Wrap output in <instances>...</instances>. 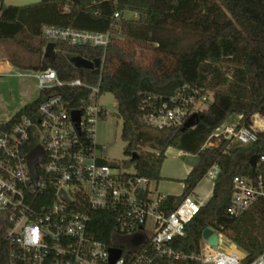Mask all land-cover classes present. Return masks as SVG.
I'll list each match as a JSON object with an SVG mask.
<instances>
[{
    "label": "built area",
    "instance_id": "built-area-1",
    "mask_svg": "<svg viewBox=\"0 0 264 264\" xmlns=\"http://www.w3.org/2000/svg\"><path fill=\"white\" fill-rule=\"evenodd\" d=\"M115 3L120 0H109ZM119 14L113 15L117 20ZM49 43L103 50L98 83L62 81L52 69L23 74L12 68L1 72L37 81L40 94L48 95L30 114L13 116L0 124V219L7 229L0 242L3 264H264V252L252 261L230 237L209 228L212 234L190 249L188 228L204 204L194 192L175 210L167 212L157 183L106 161L97 141V128L109 113L100 104L102 68L111 43V32L92 33L45 26ZM77 90V92H76ZM53 92H56L52 95ZM214 99L211 91L184 85L167 99L154 98L141 107V124L156 130H183ZM79 115V120L74 119ZM237 117L208 138L203 149L223 154L256 144L264 134V116L255 113L249 123ZM37 148L43 159L30 169L29 156ZM254 177L233 180L227 214L239 218L254 204L264 217V154L259 155ZM255 169V170H256ZM220 168L212 166L206 179L215 181ZM96 212L113 217L109 242L96 239L92 222ZM218 244L212 245V236ZM121 255L113 263L111 251ZM2 264V263H0Z\"/></svg>",
    "mask_w": 264,
    "mask_h": 264
},
{
    "label": "trees",
    "instance_id": "trees-1",
    "mask_svg": "<svg viewBox=\"0 0 264 264\" xmlns=\"http://www.w3.org/2000/svg\"><path fill=\"white\" fill-rule=\"evenodd\" d=\"M119 14L117 20L113 15ZM128 15H132L129 17ZM136 16V17H135ZM45 26L92 33L111 32V43L102 68V93L117 100L124 123V150L138 176L157 184L169 148L193 156L197 162L179 197L167 196L163 208L175 210L202 182L208 170L217 165L213 196L188 228L185 244L195 248L206 229L227 234L252 261L264 252V217L260 204L251 206L239 218L227 214L233 193V180L258 174L250 165L255 155L264 154V134L256 144L223 154L218 149H203L211 134L231 116H242L249 123L255 113L264 116V0H41L27 6L4 5L0 0V42L17 41L24 34L40 38L38 47H29L40 65L11 64L25 71L55 70L64 82L81 80L97 84L99 71H80L73 57L93 61L103 50L92 47L55 44L56 56L44 58L48 42L42 36ZM148 50L156 56L143 66L138 52L118 39ZM169 60L170 66L165 60ZM184 85L211 91L214 99L200 113L198 125L187 131L156 130L140 122L141 107L154 98L167 99ZM77 92V90H76ZM56 93L53 92L52 95ZM51 93L26 106L17 116L30 114ZM4 129L0 125V131ZM149 149L150 152H145ZM135 156L134 159L132 157ZM120 167L116 163L102 162ZM0 219V242L7 225ZM113 217L96 212L92 231L97 240L109 242ZM5 257L1 251L0 263Z\"/></svg>",
    "mask_w": 264,
    "mask_h": 264
},
{
    "label": "rangeland",
    "instance_id": "rangeland-1",
    "mask_svg": "<svg viewBox=\"0 0 264 264\" xmlns=\"http://www.w3.org/2000/svg\"><path fill=\"white\" fill-rule=\"evenodd\" d=\"M41 0H8L6 7L9 4L16 6L19 4L21 6L28 4H37ZM5 4V2H4ZM132 17V15H128ZM136 17V16H135ZM125 47L130 48L138 52V60L143 66H149L153 63L155 54L147 49L141 50L137 48L136 45H130L123 37H118ZM40 38H33L27 34H24L18 38L17 41H7L0 42V66L8 65L15 71L23 74H32V71H25L14 67L11 64V60H18L24 65H40L39 57L33 53L31 48L24 43L29 44V47H38ZM45 52V49H44ZM166 65L169 67V60H165ZM40 97L39 89L37 86V81L33 78L23 77L17 78L13 74L0 76V124L7 122L13 116L19 114L26 106L35 103ZM100 104L105 108L109 116L107 120L99 123L97 128V141L102 147H106L104 152L107 163H116L120 166L122 171L128 172L130 174L135 173V168L131 165L128 166L127 163L131 161L130 157H126L124 150L126 143L124 142L123 128L124 123L119 113V107L116 98L111 93H104L100 99ZM237 121L236 116H231L227 120V124H232ZM175 149L169 151L168 154L174 152ZM145 152H150L146 149ZM167 154V155H168ZM166 156V153H165ZM185 164L194 166L197 162L196 158L190 155H184L180 158ZM164 180L160 181L158 184L162 183ZM213 181L207 179L203 180L199 184V191L208 189ZM177 190L174 192L180 193L181 187L177 184ZM168 193V192H167ZM198 200L205 203V199L202 196H198Z\"/></svg>",
    "mask_w": 264,
    "mask_h": 264
},
{
    "label": "crops",
    "instance_id": "crops-1",
    "mask_svg": "<svg viewBox=\"0 0 264 264\" xmlns=\"http://www.w3.org/2000/svg\"><path fill=\"white\" fill-rule=\"evenodd\" d=\"M8 0H4L5 4L7 5ZM7 3V4H6ZM12 6V4H9ZM16 6L22 7L19 4H15ZM32 5V4H28ZM27 6V5H24ZM8 68H11L8 65ZM172 148H169L167 152L171 151ZM166 152V159L162 165L161 168V178L164 180L162 183L157 184L156 188L160 194L166 195V196H174L179 197L183 194L184 191V184L182 181L186 180L189 174L191 173L193 167L190 165L185 164L183 161L180 160V158L186 154L179 152L175 150L174 152L168 154ZM168 154V155H167ZM204 180H207L206 178ZM201 183V182H200ZM177 184L181 187V192L177 193L174 192L177 190ZM213 189H214V182L210 184L208 189H204L203 191H199V185L195 189V196L198 198V196H202L205 199L204 205H206L209 200L213 196ZM168 192V193H167Z\"/></svg>",
    "mask_w": 264,
    "mask_h": 264
},
{
    "label": "water",
    "instance_id": "water-1",
    "mask_svg": "<svg viewBox=\"0 0 264 264\" xmlns=\"http://www.w3.org/2000/svg\"><path fill=\"white\" fill-rule=\"evenodd\" d=\"M55 46L56 45L53 43H49L47 45V47L45 48V52H44L45 59L52 60L55 58L56 56ZM70 62L74 66L75 69L80 70V71H96L100 68V65H101L100 59L89 61L81 57H73L71 58ZM200 118L201 116L198 114L193 115L186 123L185 127L183 128V131H187V130L195 128L198 125ZM74 119L78 121L79 115L74 114ZM134 158L135 156L132 157V159ZM42 159H43V151L41 148L35 149L33 153L29 156V166L33 174L36 175V167L42 161ZM258 160H259L258 155H255L250 159V165L254 171L256 169ZM211 234H212V231L210 229H206L203 232V237L206 239ZM210 242L212 245L216 246L218 244V237L216 235L212 236V238L210 239ZM111 254H112V262L114 263L121 255V252L113 250L111 251Z\"/></svg>",
    "mask_w": 264,
    "mask_h": 264
},
{
    "label": "bare ground",
    "instance_id": "bare-ground-1",
    "mask_svg": "<svg viewBox=\"0 0 264 264\" xmlns=\"http://www.w3.org/2000/svg\"><path fill=\"white\" fill-rule=\"evenodd\" d=\"M7 70H8V67H6L4 65L0 66V73L4 72V71H7Z\"/></svg>",
    "mask_w": 264,
    "mask_h": 264
}]
</instances>
